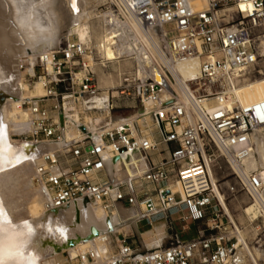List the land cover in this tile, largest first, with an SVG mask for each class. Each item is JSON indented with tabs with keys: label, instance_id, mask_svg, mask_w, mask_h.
I'll list each match as a JSON object with an SVG mask.
<instances>
[{
	"label": "built area",
	"instance_id": "obj_1",
	"mask_svg": "<svg viewBox=\"0 0 264 264\" xmlns=\"http://www.w3.org/2000/svg\"><path fill=\"white\" fill-rule=\"evenodd\" d=\"M205 3L199 10L188 0H105L98 7L101 15L109 14L101 21V47L119 46L125 23L133 21L154 38L170 65L199 56L200 72L188 82V100L170 84V71L159 56L153 58L152 66L143 68L142 76L138 65L124 74L118 96L110 94V114L99 128L100 141L94 140L86 127V132L81 130L82 136L70 140L65 148L72 160L68 168L61 167L60 151L44 152L35 165L34 179L45 195L47 209L87 199L107 208L120 204L137 209L140 221L183 213V219L214 223L209 228L215 230L217 222L232 220L219 196V180H213L223 159L231 166L237 185L255 203L258 199L264 203V181L256 171L246 172V161L254 155V133L264 128V100L250 104L236 101L241 86L264 79L258 34L264 26V0ZM129 57L135 59V54ZM105 62L109 63L98 48L72 38L38 57L20 58L24 80L33 89L39 84L43 92L36 98L37 104L21 103L29 109V131L13 136L34 143L61 142L62 125L75 115L84 121L88 112L97 110L92 98L109 91L100 87L95 70ZM154 68L163 73L171 95ZM117 97L131 101L123 104L128 107L151 104L159 141L135 131L127 117L119 126H110L107 120L112 122ZM159 143L168 147L166 155L164 151L155 153ZM121 152L138 157L134 173L112 179L105 165ZM230 192L234 194L236 188ZM107 241V237H99L100 243ZM240 246L238 236L229 228L152 249L136 248L123 235L115 252L104 258L91 247L78 254L74 263L56 264H228Z\"/></svg>",
	"mask_w": 264,
	"mask_h": 264
},
{
	"label": "bare ground",
	"instance_id": "obj_2",
	"mask_svg": "<svg viewBox=\"0 0 264 264\" xmlns=\"http://www.w3.org/2000/svg\"><path fill=\"white\" fill-rule=\"evenodd\" d=\"M188 1L197 10L206 7L205 0ZM93 2V0H76L78 11H73L72 0H0V116L3 118V125L6 126V138L3 143H0V151L4 153L6 164L5 170L0 171V199L3 201L6 216H0V223L7 219L13 225L20 226L28 223L34 229L29 248L39 257L38 264L66 263L69 260L74 263L78 254L91 247H94L99 256L104 258L115 252L119 245L117 233L128 228L131 223L140 220L137 209H125L120 204L107 208L102 204L80 202L56 210L47 209L45 195L41 188L35 187L33 183L35 165L40 162L44 152L60 151L61 167L68 168L72 160L66 154L65 148L70 140L82 136L77 123L87 127L94 140L100 141L99 128L110 114V89L116 95V88L119 86L108 88L110 86L103 85L101 80L100 87L103 85L109 91L105 90L92 98V106L97 110L93 114L87 113L84 121L75 115L65 126L63 124L61 142L34 143L29 139L19 140L13 135L29 131L27 122L29 109L21 107V103L26 101L37 104L36 98L43 92L39 84L33 89L24 80V74L18 66L20 58L25 55L38 57L43 52L58 47L62 42V30L64 29L68 30L65 35L66 39L76 35L78 41L92 45L94 30L97 35L94 36L96 37L95 46L104 59L109 63H114L121 57L135 54L140 76L143 75V68L152 66L153 58L159 56L170 71L167 73L170 84L187 100L188 82L196 78L200 72L201 58L199 56L190 58L176 66L170 65L165 57L162 58L159 46L154 44V38L144 33L142 28L133 21L125 23V36L119 46L114 48L108 44L101 47L103 37L101 21L109 14L101 15ZM94 19L98 21L96 27ZM96 29L100 31L97 32ZM262 46L264 52V40ZM104 67H107V62ZM155 72L157 79L165 82L163 73H159L157 69ZM165 84L169 96L172 89L168 83L165 82ZM260 100H264V79L243 85L237 91L236 101L241 104H250ZM151 108V104H146L145 107L142 106L140 112L127 117V119L135 131L150 134L151 137H157L158 140ZM124 118L126 117L112 118L110 126H119ZM253 140L254 155L246 161V172L256 171L264 181V128L256 130ZM12 152L29 158L22 160L19 164L8 166L7 158ZM133 159L134 155L129 157L125 152H121L117 159L107 161L105 166L108 176L115 179L133 174V164L137 162H133ZM213 180L217 182L215 174ZM21 181H24L26 188L30 189L28 192L25 191V195L31 201L27 204L29 198L27 199L24 211H22V204H19L23 192L21 194L19 192L21 189H18L17 186ZM18 192L21 198L18 196ZM219 196L223 201L225 212L231 215L224 196L221 193ZM260 208L264 212V203L258 199V203L250 204L245 208V213L254 220L258 217L259 211L262 212ZM112 209V212L108 211ZM259 215L262 214L259 213ZM59 226L67 229L65 238H61L56 231ZM156 227L154 226V228ZM154 228L143 231L142 236H144L143 239H145L148 249L162 247V236L157 235L155 232H158L159 229L155 231ZM93 230L96 231L94 235H92ZM17 231H23V229L18 227ZM101 236L107 237L108 241L100 243L99 237ZM242 237H238L239 240L242 241ZM5 239L4 256L8 260V264H16L15 260L9 259L15 253V233L9 230ZM238 252L235 263L231 260L229 264H247L248 261L246 262L245 256H243V250ZM65 253H68L69 256L66 257Z\"/></svg>",
	"mask_w": 264,
	"mask_h": 264
},
{
	"label": "rangeland",
	"instance_id": "obj_3",
	"mask_svg": "<svg viewBox=\"0 0 264 264\" xmlns=\"http://www.w3.org/2000/svg\"><path fill=\"white\" fill-rule=\"evenodd\" d=\"M93 5H95L97 8L104 3L105 0H93ZM99 2V3H98ZM99 9V8H98ZM93 22L96 25H98L97 19H94ZM98 28V26H97ZM100 29V28H99ZM97 32L100 31L96 29ZM102 31V29H101ZM68 32L67 29L62 30V41L66 39V33ZM261 41L264 40V26L259 30L258 32ZM96 33L93 30V43L92 46L94 49H96L95 43H96ZM72 39H77L76 35L71 36ZM78 40V39H77ZM261 51L263 52V46L261 44ZM137 61L135 59H130V57H121L120 59L116 60L114 63H108L107 67H102L101 65L96 66V74L99 79V84L102 80L103 85L110 86L108 88L117 87L121 84L123 81L124 74H128L129 72H133L134 69L137 68ZM101 88H104L103 86ZM118 91V88H116ZM113 93V90L110 89V94ZM118 96V93L115 95ZM131 103L129 100H124L122 97H117L115 99V104H117V108L111 111L112 118L116 117H130L134 114H137L140 112V106L138 104H135L134 107H128L123 104ZM96 110L92 112H88V114H93ZM111 123L110 120H107ZM16 138V137H15ZM157 138V137H156ZM19 139V138H17ZM20 140V139H19ZM159 141V138H158ZM168 147L165 144L159 143L157 150L155 153L159 154L160 151L162 154H167ZM137 156L134 155V161H137ZM216 177L219 180V184L221 186L220 191L221 194L225 196L226 203L229 207V210L231 212V219L229 222L225 219L222 223L217 222L216 226H219V228L215 230H224L226 228L232 229L238 237L243 236L240 244L241 246L239 249L243 252V256H245L247 264H264V212L262 209V212L259 211L258 217L254 220L249 217L247 213H245V208L248 207L250 204H256L252 197L243 189H241L237 184V179L235 178L234 172L231 168V166L223 159L220 162V165L216 168ZM34 186L38 187L37 181L34 179ZM18 189H21L19 192L22 194V198L20 201L22 204V211L23 208L26 210L27 204L30 203L31 199L27 198L25 195V191L28 192L30 190L29 188H26L25 182L21 181L20 184L17 185ZM21 187V188H20ZM34 188V187H32ZM231 188H236V192L232 194L230 192ZM25 189V190H24ZM23 190V191H22ZM26 199V200H25ZM27 199L29 200L27 202ZM27 202V204H26ZM24 204V206H23ZM28 207V206H27ZM125 209H134V208H127ZM109 212H112V210H108ZM225 211V210H224ZM223 211V212H224ZM183 213L181 214H174L173 218H169L167 220L155 217L151 219L150 221H137L135 223H131V225L128 228L120 230L117 234L119 236V239L121 236L125 235L128 237V240L130 243L134 245V247L139 249H147L146 248V242L143 235V231H147L149 229H153L154 226L156 228L155 232L157 235H161L162 238V246H170L172 244L178 243V242H184L188 240L193 239H201L208 237L212 232L215 230H211L209 228L210 225L214 224L212 222H208L207 220H201V221H192L188 219H183ZM155 223V224H154ZM159 225V226H158ZM215 226V224H214ZM162 230H161V229ZM239 231L240 235L237 233V230ZM127 230V231H126ZM161 231V232H160ZM163 231V232H162ZM142 233V234H141ZM162 233V234H161ZM238 250V251H240ZM236 252L232 261L235 263V259L239 252ZM65 256H67V253H65ZM229 264V263H228Z\"/></svg>",
	"mask_w": 264,
	"mask_h": 264
},
{
	"label": "snow or ice",
	"instance_id": "obj_4",
	"mask_svg": "<svg viewBox=\"0 0 264 264\" xmlns=\"http://www.w3.org/2000/svg\"><path fill=\"white\" fill-rule=\"evenodd\" d=\"M72 8L73 11H78V7L76 4V0H72ZM243 8V5H241ZM3 118L0 116V143L6 138V126L3 125ZM11 152V147H10ZM29 157H25L22 155H17L12 152L7 158V165L12 166L14 164H19L24 159H28ZM6 164L4 160V153L0 151V171L5 170ZM0 216H6L3 209V201L0 199ZM22 228L23 231H17V228ZM11 230L15 233V253L11 255L9 259L15 260L16 264H38L39 257L33 253L29 245L31 244V238L34 235V229L28 224L24 223L20 226L13 225L10 221L5 219L3 223H0V264H8V260L4 256V246L6 243V236L8 231ZM56 231L59 233L61 238L66 237L67 229L59 226Z\"/></svg>",
	"mask_w": 264,
	"mask_h": 264
},
{
	"label": "water",
	"instance_id": "obj_5",
	"mask_svg": "<svg viewBox=\"0 0 264 264\" xmlns=\"http://www.w3.org/2000/svg\"><path fill=\"white\" fill-rule=\"evenodd\" d=\"M1 99H3V97H1ZM81 130L84 131V132H86L87 129H86V127L82 126L81 127ZM115 159H117V158H115ZM84 203H88V200L86 199L84 201ZM94 234H96V231L95 230L92 231V235H94Z\"/></svg>",
	"mask_w": 264,
	"mask_h": 264
},
{
	"label": "crops",
	"instance_id": "obj_6",
	"mask_svg": "<svg viewBox=\"0 0 264 264\" xmlns=\"http://www.w3.org/2000/svg\"><path fill=\"white\" fill-rule=\"evenodd\" d=\"M160 218H163V219H165V220H167V219H169V218H166V217H162V216H159Z\"/></svg>",
	"mask_w": 264,
	"mask_h": 264
}]
</instances>
